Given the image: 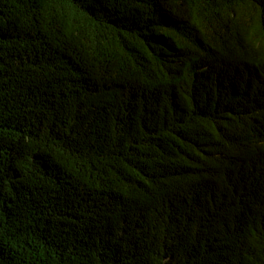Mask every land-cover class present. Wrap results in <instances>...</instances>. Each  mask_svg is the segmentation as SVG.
<instances>
[{
    "label": "trees",
    "instance_id": "obj_1",
    "mask_svg": "<svg viewBox=\"0 0 264 264\" xmlns=\"http://www.w3.org/2000/svg\"><path fill=\"white\" fill-rule=\"evenodd\" d=\"M0 264H264V0H0Z\"/></svg>",
    "mask_w": 264,
    "mask_h": 264
}]
</instances>
